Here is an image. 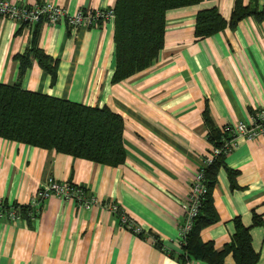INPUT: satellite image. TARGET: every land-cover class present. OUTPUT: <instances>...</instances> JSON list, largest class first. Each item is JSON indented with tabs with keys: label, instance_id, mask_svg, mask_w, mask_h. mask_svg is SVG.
<instances>
[{
	"label": "crops",
	"instance_id": "0c3cea01",
	"mask_svg": "<svg viewBox=\"0 0 264 264\" xmlns=\"http://www.w3.org/2000/svg\"><path fill=\"white\" fill-rule=\"evenodd\" d=\"M20 8L51 4L75 15L114 10L118 0H6ZM264 10V0H243ZM236 0L207 1L167 14L165 47L148 70L119 84L115 25L72 30L65 21L32 30L0 17V85L90 108H108L124 121L126 163L105 167L0 139V200L30 207L50 180L83 187L101 205L116 204L139 227V238L103 206L79 208L50 198L31 219L0 220V264H184L180 232L190 187L216 130L249 123L264 109V22L248 18L205 40L195 36L199 13L217 9L230 23ZM39 50L57 66L55 76L32 57L20 79L16 60ZM213 192L219 222L201 233L217 252L231 245L235 221L251 229L264 264V139H240L225 158ZM229 171L238 176L233 188ZM32 217H35L32 219ZM160 241L163 251L156 248ZM187 264H205L192 260ZM224 264H236L230 255Z\"/></svg>",
	"mask_w": 264,
	"mask_h": 264
},
{
	"label": "trees",
	"instance_id": "16d2710c",
	"mask_svg": "<svg viewBox=\"0 0 264 264\" xmlns=\"http://www.w3.org/2000/svg\"><path fill=\"white\" fill-rule=\"evenodd\" d=\"M207 1L220 0H118L114 9L116 71L113 83L129 80L150 69L159 60L165 47L169 12ZM248 18L264 22V10H259L257 6H245L243 0H236L230 23L222 18L217 9L199 13L195 36L198 40L211 38L229 27L235 29ZM101 27L99 25L98 28ZM32 57L38 60L42 69L55 76L57 66L54 62L43 52L34 50L16 58L21 64L20 79L30 67ZM207 124L210 127L208 142L213 148L222 149L230 140L229 136L213 128L210 119H207ZM0 139L111 168L124 165L127 158L124 121L120 116L108 108H90L26 92L20 83L0 85ZM225 158L217 157L210 166H205L204 160L200 171L205 177L207 193L199 216L186 238L182 255L172 256L179 262L187 264L196 260L205 264H224L230 255L236 264L260 262V256L252 246L251 229L245 228L240 220L235 221L233 242L224 251L217 252L213 244L201 241L202 231L219 222L213 192L219 170L225 166ZM229 176L234 188L238 175L229 171ZM14 209L21 218L27 215L31 219V207L14 206ZM254 227H264V218L255 215ZM156 248L163 251L161 244Z\"/></svg>",
	"mask_w": 264,
	"mask_h": 264
},
{
	"label": "built area",
	"instance_id": "2783aa9c",
	"mask_svg": "<svg viewBox=\"0 0 264 264\" xmlns=\"http://www.w3.org/2000/svg\"><path fill=\"white\" fill-rule=\"evenodd\" d=\"M0 17L9 21L17 22L28 29L46 22L50 26H55L61 21H65L72 30L98 28L99 25L106 26L112 24L116 20L114 10H80L75 15L68 14L65 10L56 8L51 4L37 5L32 8H20L11 5L6 0H0ZM222 132L229 136L230 140L225 142L222 149L212 147L211 153L205 159V166L213 164L214 160L219 156L228 157L237 148V142L240 139L248 141H258L264 139V109L256 111L249 123H239L235 126L225 127ZM205 177L203 172H199L190 187L187 204L185 205L186 215L184 224L180 232V246L186 244V238L191 232L195 220L199 216L202 202L207 193L204 186ZM50 198H57L65 202L76 204L79 208H90L91 206H103L106 211L118 217L120 226L131 232L137 237L144 235L143 231L137 227L132 220L121 210L116 204L101 205L92 195H88L87 190L83 187L71 184H61L50 180L38 192L31 208L37 207V212L41 213L43 204ZM0 220L10 223H16L21 220V216L14 207H8L0 200ZM154 239L157 246L160 241Z\"/></svg>",
	"mask_w": 264,
	"mask_h": 264
}]
</instances>
